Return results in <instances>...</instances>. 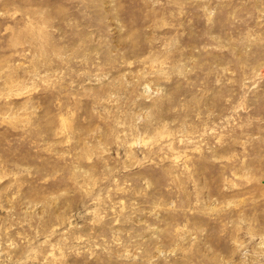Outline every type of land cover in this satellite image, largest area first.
<instances>
[{
  "label": "rangeland",
  "instance_id": "obj_1",
  "mask_svg": "<svg viewBox=\"0 0 264 264\" xmlns=\"http://www.w3.org/2000/svg\"><path fill=\"white\" fill-rule=\"evenodd\" d=\"M0 264H264V0H0Z\"/></svg>",
  "mask_w": 264,
  "mask_h": 264
}]
</instances>
